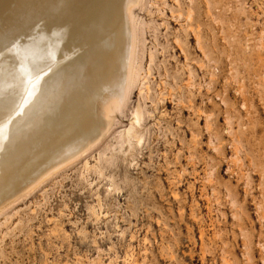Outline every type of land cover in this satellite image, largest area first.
I'll use <instances>...</instances> for the list:
<instances>
[{
	"label": "rangeland",
	"instance_id": "374dc122",
	"mask_svg": "<svg viewBox=\"0 0 264 264\" xmlns=\"http://www.w3.org/2000/svg\"><path fill=\"white\" fill-rule=\"evenodd\" d=\"M131 15L137 77L113 128L0 203V264H264V0Z\"/></svg>",
	"mask_w": 264,
	"mask_h": 264
},
{
	"label": "bare ground",
	"instance_id": "6f19581e",
	"mask_svg": "<svg viewBox=\"0 0 264 264\" xmlns=\"http://www.w3.org/2000/svg\"><path fill=\"white\" fill-rule=\"evenodd\" d=\"M136 2L0 0V44L18 45L0 51V203L109 134L137 77ZM142 118L138 107L120 132L123 152Z\"/></svg>",
	"mask_w": 264,
	"mask_h": 264
},
{
	"label": "snow or ice",
	"instance_id": "6c2138e0",
	"mask_svg": "<svg viewBox=\"0 0 264 264\" xmlns=\"http://www.w3.org/2000/svg\"><path fill=\"white\" fill-rule=\"evenodd\" d=\"M16 47H18L16 39L10 38L7 40V42H3L2 44H0V51L10 50ZM43 71H44L43 69L36 68V69H33L32 74L38 80L41 77V74L43 73Z\"/></svg>",
	"mask_w": 264,
	"mask_h": 264
}]
</instances>
